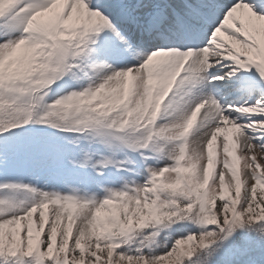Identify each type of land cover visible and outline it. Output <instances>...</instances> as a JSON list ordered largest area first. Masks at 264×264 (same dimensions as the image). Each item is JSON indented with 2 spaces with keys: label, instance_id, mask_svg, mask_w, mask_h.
Listing matches in <instances>:
<instances>
[{
  "label": "snow or ice",
  "instance_id": "6c2138e0",
  "mask_svg": "<svg viewBox=\"0 0 264 264\" xmlns=\"http://www.w3.org/2000/svg\"><path fill=\"white\" fill-rule=\"evenodd\" d=\"M0 264H264V0H0Z\"/></svg>",
  "mask_w": 264,
  "mask_h": 264
},
{
  "label": "rangeland",
  "instance_id": "374dc122",
  "mask_svg": "<svg viewBox=\"0 0 264 264\" xmlns=\"http://www.w3.org/2000/svg\"><path fill=\"white\" fill-rule=\"evenodd\" d=\"M241 166H242V164H241Z\"/></svg>",
  "mask_w": 264,
  "mask_h": 264
}]
</instances>
